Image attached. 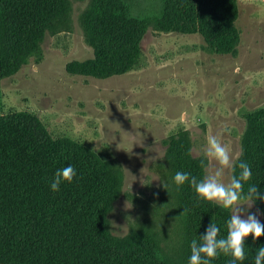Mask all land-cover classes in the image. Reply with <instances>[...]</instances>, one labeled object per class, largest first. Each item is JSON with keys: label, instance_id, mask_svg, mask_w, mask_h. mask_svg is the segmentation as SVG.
I'll return each mask as SVG.
<instances>
[{"label": "rangeland", "instance_id": "obj_1", "mask_svg": "<svg viewBox=\"0 0 264 264\" xmlns=\"http://www.w3.org/2000/svg\"><path fill=\"white\" fill-rule=\"evenodd\" d=\"M86 1L68 0L69 27L44 31L38 52L0 75V112L32 111L52 135L70 136L115 160L121 185L107 212L109 230L123 234L130 226L151 223L171 240L175 231L165 186L166 139L185 129L190 152L204 156L206 137L218 135L235 159L244 114L264 102V0H237L234 52L214 51L197 32L147 26L135 63L104 76L65 67L69 60L91 56L77 17ZM55 5L56 0H3L15 35ZM147 9L173 14L171 0H99L95 18L109 42L119 47L130 15ZM205 159L202 178L219 167ZM230 178V170L224 169L221 181ZM249 212L260 220L254 204Z\"/></svg>", "mask_w": 264, "mask_h": 264}, {"label": "trees", "instance_id": "obj_2", "mask_svg": "<svg viewBox=\"0 0 264 264\" xmlns=\"http://www.w3.org/2000/svg\"><path fill=\"white\" fill-rule=\"evenodd\" d=\"M173 14L147 9L128 19L124 44L113 46L107 30L96 18L99 0H87L78 22L91 56L66 62L68 71L104 76L121 72L137 60L139 40L147 26L159 30L197 32L216 52H234L238 40L237 0H171ZM68 0H56L55 8L29 24L23 34H13L0 0V75H6L37 53L44 31L69 27ZM239 152L233 160L238 176L240 162L250 166L251 178L243 182L264 194V102L244 114ZM185 129L166 139L164 148L166 187L171 193L169 213L175 237L151 223L130 226L123 234L109 230L107 212L121 185V169L85 143L67 135H52L32 111L0 112V264H182L189 261L193 239L199 242L209 223L227 234L228 209L200 199L188 182L177 186L176 172L202 179L201 154L190 152ZM71 165V182L59 191L50 184L58 169ZM264 224V201L253 203ZM264 235L245 238V259L254 262ZM231 256L218 253L210 263L229 264Z\"/></svg>", "mask_w": 264, "mask_h": 264}, {"label": "clouds", "instance_id": "obj_3", "mask_svg": "<svg viewBox=\"0 0 264 264\" xmlns=\"http://www.w3.org/2000/svg\"><path fill=\"white\" fill-rule=\"evenodd\" d=\"M32 71L38 73L39 70L33 68ZM203 155L208 160L215 161L219 167L215 171L210 170L200 180L194 176L190 177L186 172L178 171L174 175V182L177 186L188 182L200 199L215 201L224 209H231V216L226 223V237L218 238L220 228L215 223H209L204 234L200 235L199 242L192 240L188 264H210V260L216 258L218 253L231 256L229 264H236L237 261L245 259V238L251 234L255 241L264 235V224L258 219L257 213L249 212L256 200L264 201V194L255 185H249L247 195L242 197L243 182L248 181L252 175L250 166L245 162L239 163L238 176H231L227 183L221 181L223 170L234 171L235 166L229 147L221 142L218 135L206 137ZM201 166H204L203 161ZM75 175L76 171L71 165L58 169L50 184L51 190L59 191L60 184L63 181L71 182ZM254 264H264V246L257 249Z\"/></svg>", "mask_w": 264, "mask_h": 264}]
</instances>
